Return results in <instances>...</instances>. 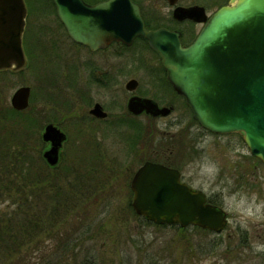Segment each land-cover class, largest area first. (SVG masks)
Wrapping results in <instances>:
<instances>
[{
    "label": "rangeland",
    "instance_id": "obj_1",
    "mask_svg": "<svg viewBox=\"0 0 264 264\" xmlns=\"http://www.w3.org/2000/svg\"><path fill=\"white\" fill-rule=\"evenodd\" d=\"M137 1L147 23H166L163 16L171 12L168 0ZM177 1L200 4L209 16L224 0ZM25 2L30 14L22 43L25 54L31 55V66L0 72V150L7 152L8 168L0 166V179L10 188L8 192L0 183V220L17 212L16 202H21L18 208L22 205L25 198L20 200V188L37 190V183L22 181L23 175L31 176L35 170L49 174L50 195H55L54 182L61 183L69 200L61 203L60 197L51 195L60 202L56 204L60 212L52 211V223L46 221L45 213L54 203L41 188L33 202L40 205L45 227L36 228L20 250H9L10 259L0 252V264H264V166L249 154L240 136L203 130L171 94L173 109L166 117L127 113L131 93L124 89L126 81L137 79L139 91L150 88L153 93L159 88V63L154 55L140 42L129 49L114 45L105 53L90 54L69 40L45 0ZM151 12L154 17L150 18ZM201 26L194 24V32ZM88 69H108L113 81L99 87L89 81ZM62 70L77 73L80 92L76 95L61 80L52 84ZM19 87L30 89V106L25 111L11 107L10 98ZM53 93L65 103H59ZM95 101L106 109L107 120L96 122L87 116ZM55 119L68 138L61 163L49 168L42 158L46 144L41 131ZM152 156L164 160L167 156L183 181L226 212L221 233L190 226L161 227L133 212L128 189L131 175ZM69 164L79 166L74 172L80 171L79 184L85 187L79 193L75 188L79 184L74 186L76 179L64 168Z\"/></svg>",
    "mask_w": 264,
    "mask_h": 264
},
{
    "label": "water",
    "instance_id": "obj_2",
    "mask_svg": "<svg viewBox=\"0 0 264 264\" xmlns=\"http://www.w3.org/2000/svg\"><path fill=\"white\" fill-rule=\"evenodd\" d=\"M52 2L68 36L92 50L112 41L128 45L136 36L144 38L161 57L168 80L184 98L193 119L212 133L239 134L249 153L264 165V0H229L208 19L200 6L174 8L177 20L204 22L187 47L181 46L177 31L146 30L132 0ZM25 12L22 0H0V69L24 64ZM134 85L131 81L127 87ZM28 95V87L17 89L11 99L13 107H26ZM128 107L134 113L142 109L152 114L169 112L139 98L130 99ZM42 137L50 142L43 158L54 166L65 136L47 125ZM130 187L135 213L155 224H190L220 233L227 222L225 211L207 203L202 191L180 182L176 169L145 162Z\"/></svg>",
    "mask_w": 264,
    "mask_h": 264
},
{
    "label": "flooded vegetation",
    "instance_id": "obj_3",
    "mask_svg": "<svg viewBox=\"0 0 264 264\" xmlns=\"http://www.w3.org/2000/svg\"><path fill=\"white\" fill-rule=\"evenodd\" d=\"M133 1L138 3V5L140 6V11H141V15H142L143 20L146 19V17L143 15V11H142V7H141L140 2H138L137 0H133ZM24 2H25V0H24ZM178 5H180V4H178V1H176V5L170 6L171 7V12L169 14L163 16V21H165L166 23L157 22V21H154L153 23H149L148 22V23H146V27L150 28L152 30L164 28V29L171 30V31H177V32H179V39L181 40L182 44L184 45V44H188V43L192 42L194 40V38L196 37V35H197V33L199 32L200 29L197 32H194V30H193L194 23H192V21H189V20H176V19L173 18L172 10H173L174 6H178ZM182 6H187V5H182ZM151 17H154V14H152V12H151L150 18ZM185 26H189V28L184 29ZM137 42H140L144 47L149 48V46H148V44L146 42L141 41L139 39L134 40V42H132L130 45H123L122 43H119V42H112L109 45H107L105 48H98V49L92 50L88 46H85V45H82V48L86 49L88 51V53H90V54H96V53H100V52H104L105 53L106 49H108L109 47L114 46V45L119 47V48H122V49H125V48L129 49L132 46H134ZM149 50L153 53L154 57L158 60V63H159L158 70H157L158 71L157 78H158V82H159L158 90L153 92V93H149V91H151L150 88H148L147 91H139V89H138L139 81L137 79H136L137 80V84H136L135 88L131 92L128 91L127 89H125V88L124 89H125L126 92L131 93L129 98L131 96H138V97H142V98H147V99L152 100L154 103H156V105L159 108L167 107V108H169L172 111L173 106H172V104L169 101L170 94L173 95V99H176V100L178 99L179 101H182V97L180 95H178V93H176L174 91V89L170 85L169 81L167 80L166 72H165L164 68L161 65V61L159 59V56L155 52H153L150 48H149ZM4 71L5 70H0V72H4ZM88 71L89 72L87 73V75L90 77L89 81L91 83H93V84H96L99 87H104L107 83L113 81V79H111L110 77H112L114 75L108 69H106V70L88 69ZM61 72H62V76L59 75L58 78H55V79L52 78V84H53V82H54V84H56V82L58 80L59 81L61 80L60 83L64 84V86L67 87V89L71 90L73 92V94L76 95L78 92H80L79 87L76 86V84H77V82H76L77 73L74 72V70H66V71L62 70ZM88 76H87V79H88ZM124 87H125V85H124ZM53 91L57 92L55 90H53ZM53 95H54V93H53ZM78 96H80V95H78ZM55 98H56V100L59 101V98L57 96H55ZM59 103L63 104L65 102L59 101ZM96 104H99L100 107L102 108V110L106 113V117L105 118L104 117L101 118L98 115H95V114L91 113L92 112L91 110H93V107ZM58 106H60V104ZM58 106H56V105L54 106L53 105L54 108H57ZM28 108L29 107L24 109V111L27 110ZM54 112H51V115ZM141 115H143V116H151L150 114H147L145 111H143L142 113H140L137 116H141ZM87 116L89 117V119H91V121L103 122V121L107 120L109 114L107 113L106 109H104V106L100 102L95 101V102L92 103V105H90L88 107ZM49 120H52V119H49ZM48 124H52L55 127H57L60 131H62L66 135L65 138L67 139V137H68L67 132L61 126L60 122H58L55 119L53 121H48ZM43 130L44 129L42 128L41 135H42ZM45 144H46V147L44 149L48 148V146H49L48 143H45ZM60 152H63V144L61 145ZM62 154L63 153H61V156H62ZM155 154H157V153H155ZM165 158H166L167 161L164 160L163 158H160L159 156L158 157L152 156L150 158H147V159L143 160V162L146 161V160H151V161H154L156 163H161V164H163L165 166H168V167H171V168H175L180 173V180L183 181L182 175H181V172H180L179 168L177 166H175L171 161H168L167 156H165ZM183 182H185V181H183ZM128 187H129V184H128ZM130 195H131V198H129V199H131L130 200V202H131L132 201V193H131V191H130Z\"/></svg>",
    "mask_w": 264,
    "mask_h": 264
},
{
    "label": "trees",
    "instance_id": "obj_4",
    "mask_svg": "<svg viewBox=\"0 0 264 264\" xmlns=\"http://www.w3.org/2000/svg\"><path fill=\"white\" fill-rule=\"evenodd\" d=\"M85 1L93 3V2H96L99 0H85ZM224 3H226V0H224L218 4L221 5ZM44 8H46V7L44 6ZM58 25L61 27L60 24H58ZM29 55H30V53H29ZM30 62H31V59H30ZM31 117H33V116H31ZM6 153L7 152L4 153L3 149L0 150V166L4 167V165H5V168H6L5 171H7V169H8L7 164L4 163V156L7 155ZM19 160L22 162L24 159H22V157H21V158H19ZM29 166L31 167L32 164ZM46 167H48V166L46 165ZM64 168L67 169L66 172H67L68 176L70 175L72 178L76 179V181L74 182V186L76 184H79L78 179L80 177V173H79L80 171L74 172L75 171L74 169L79 168V166L78 165L74 166V165L69 164ZM71 168H73V170H71ZM92 168L93 167H91V169ZM48 176H49V174H46L44 172L41 174L40 172H38V170H35L33 172V174H31V176L23 175L22 181L24 179V183H26V182L27 183L28 182L37 183V185H38V186H36L37 190L36 191L34 190L33 192H31V191L26 192L25 190L23 191L20 188V190H19V192L21 194L20 200H22V198H25L22 205L20 206V208H18L19 204H21V202H16L17 203V208H16L17 212H14V214H10L9 216H7V218H5L6 220H2V219L0 220L1 221V223H0V250L1 251L0 252L4 253L5 256H7V259H10V255L8 254L9 250L10 251H13L15 249L20 250V247L24 243V241H26V239L28 237L35 235V229L36 228L45 227L44 222H46L47 220H50V222L52 223L53 218L50 216V213L52 211H54V212L57 211L58 213L60 212L59 210L56 209V204L60 203V202L56 201V199H53L54 196L58 199L60 197L61 203H62V199L64 200V202L69 200V197H68L69 192L66 189L63 190V188L60 187L61 183L58 184V183L54 182L53 186L55 188V195L51 194V195H54V196H51L49 194L50 187H52V183H50V184L48 183V182H50V181H48V180H50V178ZM0 183L5 184L4 190H8V192H9V190H10L9 185L4 183L3 180H1V179H0ZM63 187H64V185H63ZM41 188L43 189V195L49 196L50 197L49 200H52L54 203L53 206H52V204L49 206L48 212L45 213L48 217L47 219L45 217L41 218L40 209H39L40 205L33 202V201H37V198L39 197V193L41 192L40 191ZM75 188H76V192H78V193L80 192V190H85L83 183L81 186L79 184ZM60 191H61V194H60ZM27 198H32V201L30 199L28 200ZM209 201L213 204H216L214 201H211V200H209ZM42 205H44V208L46 207V204H42ZM36 206H37V208H36ZM21 210H22V212H20ZM45 219H46V221H45ZM147 223L152 224L150 222H147ZM163 226H165V225H161V227H163ZM175 228H177L179 230L185 229L182 227H175ZM194 228H197V227H194ZM80 247H81V245H80Z\"/></svg>",
    "mask_w": 264,
    "mask_h": 264
}]
</instances>
